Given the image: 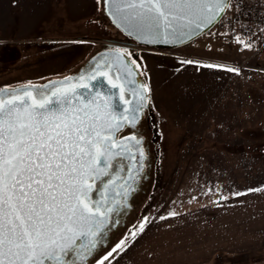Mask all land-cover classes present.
<instances>
[{"label": "rangeland", "instance_id": "374dc122", "mask_svg": "<svg viewBox=\"0 0 264 264\" xmlns=\"http://www.w3.org/2000/svg\"><path fill=\"white\" fill-rule=\"evenodd\" d=\"M121 37L102 0H0V88L64 77L99 42ZM142 48L138 69L159 135L156 185L143 216L123 234L125 250L110 257L111 264H120L142 232L135 238L130 233L145 218L148 224L264 187V45L254 51L204 35L177 49ZM187 60L194 63H182Z\"/></svg>", "mask_w": 264, "mask_h": 264}, {"label": "snow or ice", "instance_id": "6c2138e0", "mask_svg": "<svg viewBox=\"0 0 264 264\" xmlns=\"http://www.w3.org/2000/svg\"><path fill=\"white\" fill-rule=\"evenodd\" d=\"M110 3L128 35L135 33L138 39L149 36L151 40L145 42L164 43L191 39L197 30L214 24L231 7V0ZM236 42L251 48L239 36ZM124 58L125 52L115 49L112 58L96 62L89 75H81L76 83L70 77L53 82L62 86L50 91L34 93V85H25L23 91L13 89L11 94L7 88L0 90V264H84L96 250L119 203L110 202L107 195L115 180H103L110 175L112 161L123 153L135 161V148L143 167L144 152L137 148L141 141L135 135L127 138L129 143L123 138L115 139L123 122L135 127L134 113L146 99L140 92H132L137 108L125 109L133 115L121 113L123 122L118 120L112 101L115 93L111 90L119 91V101L124 104L133 103L124 94L125 84L134 83L127 79L134 70L123 62ZM130 64L140 67L135 60ZM225 70L238 73V69ZM121 74L124 83L117 82ZM102 88H108V92L100 91ZM143 90L147 92V86ZM128 177L132 178L131 171ZM120 187L124 188V184ZM94 191L101 193L99 199H93ZM146 223L147 218L130 233L131 237L143 232ZM127 239L116 243L97 264H111L109 258L125 250Z\"/></svg>", "mask_w": 264, "mask_h": 264}, {"label": "crops", "instance_id": "0c3cea01", "mask_svg": "<svg viewBox=\"0 0 264 264\" xmlns=\"http://www.w3.org/2000/svg\"><path fill=\"white\" fill-rule=\"evenodd\" d=\"M154 219L120 264H264V187Z\"/></svg>", "mask_w": 264, "mask_h": 264}, {"label": "flooded vegetation", "instance_id": "af4514ba", "mask_svg": "<svg viewBox=\"0 0 264 264\" xmlns=\"http://www.w3.org/2000/svg\"><path fill=\"white\" fill-rule=\"evenodd\" d=\"M115 49H120L125 52V63L139 71V69L136 68V65L130 64V61L135 60L136 64H138L137 54L143 51V48L122 35L119 40L105 39L104 42H99L97 48L92 51L90 56H88V58L75 71L64 77L55 79L70 77L72 78L71 82L76 83L81 75L87 76L94 70L96 62H102L104 57L112 58L113 50ZM117 82L121 83L120 81ZM43 83L44 82L40 84ZM61 86L62 85L59 84L54 87ZM143 86L147 85L142 78L139 79L138 82V92L143 94L146 99L140 102L143 106L134 113L137 117L135 127H131L126 122L122 121L121 113L129 117L133 115V112L131 111H124L125 109H129L128 104H126L123 109H114V113L118 120H121V122L124 123L122 130L115 133V139L119 140L123 138L126 143H129L127 138L135 135L136 138L141 141L137 148H142L144 152V158L142 161L143 167H141L139 152L135 148V161L130 158L128 153H123L121 156L115 157L112 161L113 168L109 170L110 175L109 177H104L103 180H115V183L110 185L107 195L109 196L110 202L119 201V203L115 204L116 210L111 214L112 219L110 225L105 230L103 237L100 238L96 250L87 258L84 264L94 263L95 260L106 252L108 248L113 246L117 240H121L123 234L126 235L133 228L134 224L140 220L143 216V212H145L148 207L150 191L154 190L156 185L159 135L150 94L149 91L144 92ZM51 88L53 87L44 89L43 91H50ZM124 95L125 99H131L132 97V94L127 91ZM114 151H119V149ZM129 171L132 172L131 179L128 177ZM97 184H101V181H97ZM121 184H124V188L120 187ZM125 189H127L126 195H124ZM117 192L121 193V195H116ZM91 195L93 196V199H99L101 193L94 191ZM46 264H51V262H46ZM77 264H79V261H77Z\"/></svg>", "mask_w": 264, "mask_h": 264}, {"label": "built area", "instance_id": "2783aa9c", "mask_svg": "<svg viewBox=\"0 0 264 264\" xmlns=\"http://www.w3.org/2000/svg\"><path fill=\"white\" fill-rule=\"evenodd\" d=\"M205 36L220 38L225 45L245 47L236 42L239 36L245 44H251L246 48L257 51L264 45V0H231V7Z\"/></svg>", "mask_w": 264, "mask_h": 264}, {"label": "water", "instance_id": "95a60500", "mask_svg": "<svg viewBox=\"0 0 264 264\" xmlns=\"http://www.w3.org/2000/svg\"><path fill=\"white\" fill-rule=\"evenodd\" d=\"M102 4H103V13L104 15L107 17V19L109 20V22L126 38L132 40L134 43L143 46V47H147V48H153V49H177V48H181L183 46H186L188 44H190L191 42L195 41L196 39L200 38L201 36H203L204 34H206L220 19L221 17L224 15V13H222L217 21L206 27V28H202V30H197V34L194 35L191 39H185V42L181 43L178 40L175 42H169V43H164V42H145L147 40H151V37L149 36H145L141 39L137 38V35L134 33L133 35H128V31L125 28V25L123 23V21L120 19V17L115 14V10L112 7L110 0H102ZM120 24L121 26L118 27L117 25ZM169 40L171 41L172 38L169 37ZM125 59V58H124ZM125 63V61H123ZM126 64V63H125ZM134 74L132 76H129L127 79L130 81H134V83H126L125 84V88L127 89V92L131 93L132 92H138V82L139 79H142V76L140 74V72L136 69H134ZM64 79H51L49 81L44 82L43 84H23V85H19V86H15V87H2L0 88V90L7 88L9 94H11L13 89H20L21 91L24 90V86L25 85H34L36 86L35 89H32L34 92L38 91V90H44L45 85H48L49 88L50 87H54L59 85L60 83H53V82H60V81H64ZM121 83H124V75L121 74ZM110 87V86H109ZM83 89H78V92H83ZM100 91L107 93L108 92V88H102L100 89ZM112 93H115V95H113L112 97V101L113 104L115 105L114 109H123V107L126 105L124 104L122 101H119V91L117 89H112L111 90ZM131 100L133 101L132 104H128L129 105V109L133 108V107H137V98L132 95ZM119 115V114H118Z\"/></svg>", "mask_w": 264, "mask_h": 264}]
</instances>
